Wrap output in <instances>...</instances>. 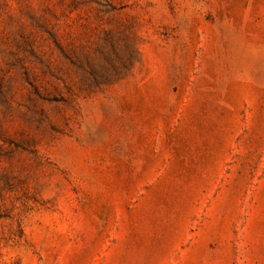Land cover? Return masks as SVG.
I'll return each mask as SVG.
<instances>
[{"label": "rangeland", "instance_id": "rangeland-1", "mask_svg": "<svg viewBox=\"0 0 264 264\" xmlns=\"http://www.w3.org/2000/svg\"><path fill=\"white\" fill-rule=\"evenodd\" d=\"M0 264H264V0H0Z\"/></svg>", "mask_w": 264, "mask_h": 264}]
</instances>
